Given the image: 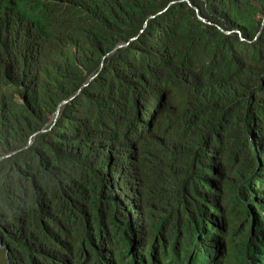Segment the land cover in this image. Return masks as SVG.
Instances as JSON below:
<instances>
[{
    "label": "trees",
    "instance_id": "16d2710c",
    "mask_svg": "<svg viewBox=\"0 0 264 264\" xmlns=\"http://www.w3.org/2000/svg\"><path fill=\"white\" fill-rule=\"evenodd\" d=\"M171 1L177 2L158 14ZM190 1L206 21L181 0H0V264H102L111 252L128 253L135 226L123 205H115L107 224L98 223L117 240L112 249L61 206L41 214L36 198L42 185L41 201L52 194L68 204L71 195L50 165L66 149L87 147L89 134L106 126L123 131L117 120L129 131L141 113L160 137L182 131L172 162L165 163L164 152L154 158L157 147L140 152L145 170L136 198L150 215L158 195L148 183L158 179L159 166L170 171L173 187L214 123L223 122L222 159L252 158L251 126L257 122L264 135V0ZM73 96L51 131L24 149ZM126 192L132 201L131 183ZM156 219H146L143 248L171 221ZM131 258L139 261V253Z\"/></svg>",
    "mask_w": 264,
    "mask_h": 264
},
{
    "label": "clouds",
    "instance_id": "9594fccd",
    "mask_svg": "<svg viewBox=\"0 0 264 264\" xmlns=\"http://www.w3.org/2000/svg\"><path fill=\"white\" fill-rule=\"evenodd\" d=\"M176 2L171 1L158 14ZM189 5L196 11V6L192 3ZM149 17L148 20L154 18ZM261 32L262 29L258 35ZM242 40L245 39L242 37ZM84 85L83 88L86 87ZM246 94L247 90L232 92L225 102L242 98ZM158 102L161 106L160 99ZM63 108H60L56 120L57 111L54 113L50 127L31 137L34 138L33 143L38 134L51 131ZM140 115L133 120L129 131H126L121 120H117V125L123 131L114 126H106L103 131L89 134L90 138L85 141L87 147L81 145L75 151L66 149L61 159L50 165L52 176L58 177L59 185L71 195L68 204L60 203L59 206L82 222L97 243L110 244L115 249L114 242L117 240L106 226L103 227L107 230L105 233L98 227V223L103 225L109 222L112 216L110 212L115 205H123L128 212L135 226L128 253L119 256L111 252V258L102 264H131L134 259L131 257L136 252L139 253V261L135 259L132 264H264V135L258 123L255 122L250 128L249 145L254 152L250 159L234 162L222 159L219 141L223 134V122L218 121L210 126L206 137L199 144L191 166L172 180L174 190H167L170 180H166L171 173L169 171L165 175L163 165H160L158 179L153 181L154 186L160 189L155 193L158 196L154 198L155 216L152 218L139 199L134 197L131 201L126 196V186L128 183L132 187L133 184L137 185L145 170V164L140 158L142 149L157 147L154 158L164 152L165 163L172 162V156L180 147L182 131L172 138L160 137L154 134V126L146 124ZM252 131H255L254 136ZM160 142L164 146H160ZM29 143L27 148L33 144ZM114 182L117 183L116 190ZM134 191L136 196V189ZM161 199L171 200L174 207L171 210L159 208L158 202ZM142 212L146 214L145 217ZM74 213H81V218H77ZM160 216L171 221L163 231H156L146 241L147 247L143 248L146 219L157 220ZM66 252L64 250V254ZM109 254V251L105 252L103 258Z\"/></svg>",
    "mask_w": 264,
    "mask_h": 264
},
{
    "label": "bare ground",
    "instance_id": "6f19581e",
    "mask_svg": "<svg viewBox=\"0 0 264 264\" xmlns=\"http://www.w3.org/2000/svg\"><path fill=\"white\" fill-rule=\"evenodd\" d=\"M72 100H73L72 97L67 99V100H63V101H68V102L66 104H63L61 107L62 108L65 107ZM60 104H59V106H60ZM254 135H255V131H252V136H254ZM113 187L116 190V187H117V183L116 182H114ZM133 188L137 189L136 185L133 184ZM166 188H167V190H174L173 187H171L170 182L166 186ZM41 189L42 188L40 187V185L36 188V198H37V201L40 202V204L38 206V210L41 212V214H46L47 211H51L52 212V210L50 208L51 207L50 205H58L59 206L60 201H58L52 194H49V196L47 197L46 200H44V201L42 200L41 201L40 196H39V193H40ZM149 189L152 191V193H156V191H159L160 188L157 187V186L155 187L153 182L152 183L149 182ZM119 196L121 198V195H119ZM135 198H136V196H135ZM173 207H174V203L171 201V203H169V206H168V208L166 210H171V208H173ZM134 212H135V209H133V215H134ZM74 214H75V216L77 218H79V219L81 218V213H74ZM151 216H152V218H154V216H155V208L154 207H153V213L151 214ZM134 218L135 217L133 216V221H134ZM138 218L141 219V216H139Z\"/></svg>",
    "mask_w": 264,
    "mask_h": 264
},
{
    "label": "water",
    "instance_id": "95a60500",
    "mask_svg": "<svg viewBox=\"0 0 264 264\" xmlns=\"http://www.w3.org/2000/svg\"><path fill=\"white\" fill-rule=\"evenodd\" d=\"M188 2L191 4V2L188 0ZM173 3V2H172ZM195 9H196V11H197V13H198V17L200 18V19H202L203 21H205V19L201 16V14H200V11H199V9L197 8V7H195ZM152 17H154V16H150L149 18H152ZM132 40H134V39H132ZM129 43H121V44H119V45H117L113 50H112V53H114L117 49H120V48H123V47H125V46H127ZM84 86H86V85H84ZM72 98H74V97H72ZM68 101H63L61 104H60V106L58 107V110H57V112H56V114H55V120H56V118L58 117V115H59V111H60V108H61V106L63 105V104H66ZM33 141H34V138H32L31 140H30V143L29 144H31V143H33ZM27 148V147H26ZM8 155H10V154H8Z\"/></svg>",
    "mask_w": 264,
    "mask_h": 264
}]
</instances>
